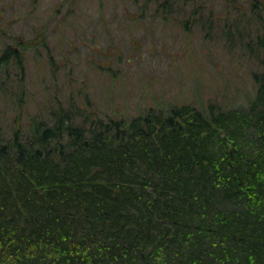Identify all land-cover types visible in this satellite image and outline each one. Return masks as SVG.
I'll return each mask as SVG.
<instances>
[{
  "label": "trees",
  "instance_id": "obj_1",
  "mask_svg": "<svg viewBox=\"0 0 264 264\" xmlns=\"http://www.w3.org/2000/svg\"><path fill=\"white\" fill-rule=\"evenodd\" d=\"M222 1L236 13H206L202 0H156L153 13L241 54L249 40L259 69L247 107L178 103L106 118L71 98L26 122L20 110L10 130L0 118V264H264V34L252 43L248 20L264 5ZM8 46L0 75L22 60ZM26 87L10 93L21 107Z\"/></svg>",
  "mask_w": 264,
  "mask_h": 264
},
{
  "label": "rangeland",
  "instance_id": "obj_2",
  "mask_svg": "<svg viewBox=\"0 0 264 264\" xmlns=\"http://www.w3.org/2000/svg\"><path fill=\"white\" fill-rule=\"evenodd\" d=\"M202 1L206 13L214 9L227 17L236 10L222 0ZM156 6V0L149 5L146 0H0V54L11 45L22 59L11 57L0 75L6 130L20 110L26 122L71 98L83 111L106 118H130L152 106L178 103L247 107L256 92L251 75L259 69L251 42L245 41L243 50L249 52L241 54L240 44L205 36L202 27L186 29L175 19L155 16ZM246 8L240 14L248 15ZM258 10L248 17L256 27L249 30L255 44L264 34V7ZM124 11L144 17L134 24ZM23 82L28 90L21 107L17 94L10 93Z\"/></svg>",
  "mask_w": 264,
  "mask_h": 264
}]
</instances>
